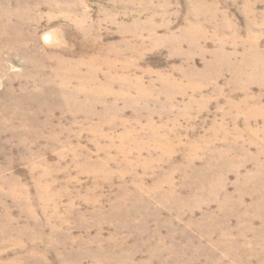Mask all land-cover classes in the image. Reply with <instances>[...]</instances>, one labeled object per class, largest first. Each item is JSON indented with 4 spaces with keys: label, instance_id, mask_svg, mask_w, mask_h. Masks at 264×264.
Segmentation results:
<instances>
[{
    "label": "rangeland",
    "instance_id": "obj_1",
    "mask_svg": "<svg viewBox=\"0 0 264 264\" xmlns=\"http://www.w3.org/2000/svg\"><path fill=\"white\" fill-rule=\"evenodd\" d=\"M0 264H264V0H0Z\"/></svg>",
    "mask_w": 264,
    "mask_h": 264
},
{
    "label": "bare ground",
    "instance_id": "obj_2",
    "mask_svg": "<svg viewBox=\"0 0 264 264\" xmlns=\"http://www.w3.org/2000/svg\"><path fill=\"white\" fill-rule=\"evenodd\" d=\"M256 63V62H255ZM65 64V63H64ZM69 64V63H68ZM64 66V65H63ZM63 66L59 65L55 68V71L57 72V74L60 75L61 79L63 80V83H67V78L66 76L70 77L69 72L72 74V76H77L80 80H82L85 83H89L92 81L95 83V74L93 73H88V74H82V72L80 73L79 70V65L78 66H74V64L70 67L71 69H68V71L63 70ZM67 68V67H66ZM65 69V68H64ZM91 69V68H90ZM89 69V70H90ZM92 70V69H91ZM111 71V70H110ZM55 72V73H56ZM90 72V71H89ZM92 72V71H91ZM95 73V72H94ZM66 86V85H65ZM78 86V85H77ZM95 86V85H94ZM81 87V86H80ZM63 88V87H62ZM97 88V85L94 87V89ZM163 139V138H162ZM160 141V140H159ZM189 149V148H188Z\"/></svg>",
    "mask_w": 264,
    "mask_h": 264
}]
</instances>
